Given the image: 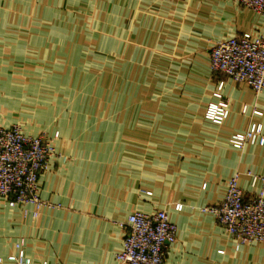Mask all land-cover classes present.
Returning a JSON list of instances; mask_svg holds the SVG:
<instances>
[{"label":"crops","instance_id":"1","mask_svg":"<svg viewBox=\"0 0 264 264\" xmlns=\"http://www.w3.org/2000/svg\"><path fill=\"white\" fill-rule=\"evenodd\" d=\"M245 33L264 36V17L237 0H0V125L19 123L33 136L58 132L56 153L63 157L40 177L47 205L37 217L32 205L0 201V264H13L7 258L19 244L33 264H122L117 253L127 217L160 209L179 228L166 264H264V243L237 250L228 232L201 211L225 197L236 172L248 195L245 173H264V145L237 149L230 143L252 123L264 131V91L256 94L210 68L213 46ZM70 58L79 63L70 67ZM93 59L117 68L111 80L103 74L107 89L124 88L117 77L131 71L136 129L126 166L118 162L127 145L116 128L108 129L115 127L118 101L107 112L111 124L102 129L100 115L84 109L55 118L52 111L26 115L13 94L40 83L47 65L61 67L66 84L69 73L83 74ZM222 81L230 113L218 125L205 113L218 101ZM85 99L80 106L90 104Z\"/></svg>","mask_w":264,"mask_h":264},{"label":"built area","instance_id":"2","mask_svg":"<svg viewBox=\"0 0 264 264\" xmlns=\"http://www.w3.org/2000/svg\"><path fill=\"white\" fill-rule=\"evenodd\" d=\"M237 2L264 17V0ZM210 68L235 83L248 84L256 94L262 93L264 36L245 33L217 42L210 51ZM224 83H220L215 93L218 101L210 103L205 113L207 120L218 125L223 124L230 113L229 100H225L222 93ZM246 110L247 107L244 108ZM254 113L262 115L259 110ZM58 138V132L54 137L28 135L19 123L9 127L0 125V201H5L10 207L32 205L36 209L33 215L37 217L41 206L47 205L40 198V177L51 169L52 160L62 157L56 153L55 141ZM230 143L237 149H243L249 143L263 146V126L252 123L244 133L233 134ZM245 174L251 178L250 195L240 185L242 173L236 172L227 184L225 197L216 204L201 208L228 232L237 250L243 245L264 243V173L248 171ZM176 209H182V205H177ZM126 224L128 232L117 259L122 264H166L168 248L177 241L179 233L168 212L165 209L152 213L134 211L127 217ZM21 245H18V253L10 255L7 260L13 264H33Z\"/></svg>","mask_w":264,"mask_h":264},{"label":"rangeland","instance_id":"3","mask_svg":"<svg viewBox=\"0 0 264 264\" xmlns=\"http://www.w3.org/2000/svg\"><path fill=\"white\" fill-rule=\"evenodd\" d=\"M88 20H90V18ZM92 29H94V27ZM49 47L50 46H48L47 48ZM114 60L115 58H112L111 62L114 63ZM46 61L50 62L49 59L45 58L44 63ZM92 61L93 63L91 67H89V65L86 66V68L84 69L85 72L83 74L81 72H77L75 75H73V72L69 73L68 79L65 81L66 84L63 83V74L60 77V74L58 73L61 67H54L55 65H47V68H49V70H45L40 83L32 84L33 86H29L30 88L26 87L21 91H13V94L18 98L19 101L24 102L25 109L23 108L22 110L26 111V115L38 113L40 117H43L46 116L50 111H52V116L55 118L58 116L61 117L63 113H71L72 111L80 114L89 112V115H91L93 112H97L101 117L100 124H102V129H105L108 124H111L109 123L110 120L107 119V112L110 109L112 102L118 101L116 107L117 111L114 112V116L117 115L115 121L113 122L115 127L108 126V129L116 128V131L120 136L119 141H122L123 145H127L128 149L125 150L122 155H120L121 157L118 163L128 165L131 163V159L133 156L131 146L133 143V137L131 136V131L133 129H136L135 125L133 126L132 123V105L134 103V98L132 95L133 90L131 87V71L129 73H121V75H118L117 77V79L120 78V81L122 80L118 84H121L122 86H124V88L107 89L104 87L103 77L104 75H108L107 77H109V80L113 79V77H111V73L116 74L117 68H114V64H106V61H109L107 59H93ZM78 63L79 59L77 58L69 59L70 67H74ZM71 69L72 68H70V70ZM46 71H50L51 73H47ZM62 84L66 85L65 89L59 90L57 88H52L54 86L58 87ZM85 97H88V102H90V104H86V106L84 107L80 106L79 104H81V101H83ZM49 101L59 102V104L55 103L53 106H50L47 104V102ZM42 102L46 104H42ZM83 109L86 111H82ZM20 115L21 113L18 110L17 116ZM138 124L144 126V128H147V123L145 122H140ZM142 157H146V155H143Z\"/></svg>","mask_w":264,"mask_h":264}]
</instances>
